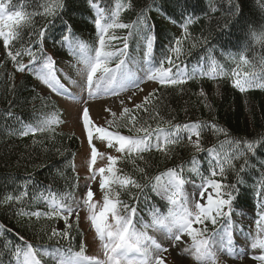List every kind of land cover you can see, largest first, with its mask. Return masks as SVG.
Wrapping results in <instances>:
<instances>
[{"label":"snow or ice","instance_id":"6c2138e0","mask_svg":"<svg viewBox=\"0 0 264 264\" xmlns=\"http://www.w3.org/2000/svg\"><path fill=\"white\" fill-rule=\"evenodd\" d=\"M258 2L264 10V0ZM198 3L199 0H175L174 7L169 9L153 0L137 11L135 0H86L91 13L89 22L95 30L90 44L78 36L70 20L64 19L69 0H18L17 3L0 0V46L4 51V58L0 59L3 76L0 83L8 82L9 93H15V77L20 73L32 76L42 86L32 99L41 100L45 107L51 102L44 90L71 100L79 99L84 105L85 95L99 99L127 94L119 100V114L105 108L111 116L106 121L108 127L95 124L87 106L80 109L89 146L82 178L75 165L69 164L72 177L57 169L46 178L45 184L29 174L11 192L0 194V208L11 210L14 217L26 218L28 222L33 219L63 222V227L49 225L42 230L40 236L50 241L47 246L34 245L24 235L0 223V264H5V256L7 264H166L167 256L162 253L171 255L170 249L191 257L196 264H227L221 260L222 256L241 262L246 257L255 264H264V159L253 163L257 155H264L260 152L264 149V135L251 140L232 137L214 117L208 121H178L171 110L168 116L162 114L166 106L158 88L145 91L149 83H155L165 89L178 88L182 93L189 81L199 83L204 79H228L241 93L264 90V24L245 25V44L235 54L222 51L224 63H221L208 37L201 32L195 38L189 31V26L200 18ZM206 3L208 11L201 9L203 15L218 11L215 0ZM227 3L229 14L240 23L243 15L240 4L235 0ZM153 11L180 29V34L169 40L159 60L154 55L157 35ZM127 12L136 13L132 23L123 22V14ZM37 18L45 23L39 25ZM57 20L61 23L59 34ZM233 27L234 24L225 21L220 34L230 35ZM118 30H127V34L121 36ZM133 39L137 41L135 56L130 51ZM49 40L53 48L66 51L68 67L75 70L78 80L58 67L55 54L46 46ZM198 43L208 46L207 55L189 69L181 59L186 54L185 46L189 45L190 55V49ZM9 65L11 71H6ZM62 80L79 87L80 97ZM198 96L211 112L203 88ZM13 107V101L9 100L7 110L0 114L5 121L15 120L19 125H5L8 137L50 134L54 144L55 126L61 123L55 110L25 122L16 116ZM113 125L126 128L131 134L110 131ZM95 141L117 155L101 152ZM55 151L62 154L58 148ZM181 152H187L188 157H182ZM157 155L172 166L163 170L155 168L152 161ZM98 159L107 163L97 167ZM248 170L255 171L256 177L250 186L254 213L245 231L243 223L235 217L244 219L236 209ZM58 179L64 180L63 191H53ZM94 183L98 184L99 200L95 199ZM156 197L165 202L166 212L152 203ZM100 200L103 203L96 211ZM141 203L148 209L147 218L139 214ZM81 210L87 212L86 219L94 230L103 258L86 255L83 241L78 250H73L72 232L74 222L80 221ZM149 230L159 233L161 238L150 235ZM7 234L15 237V243L6 238ZM238 237H242L239 247Z\"/></svg>","mask_w":264,"mask_h":264},{"label":"trees","instance_id":"16d2710c","mask_svg":"<svg viewBox=\"0 0 264 264\" xmlns=\"http://www.w3.org/2000/svg\"><path fill=\"white\" fill-rule=\"evenodd\" d=\"M18 0H14L17 3ZM153 0H135L137 11L141 6L151 4ZM159 4H164L171 9L174 7L175 0H155ZM242 9V17L240 23H236V17L229 14V5L227 0H215L218 11L209 16L202 14L203 11H208L206 0H199L197 4V16L200 18L194 24L189 26V31L192 36L199 38L201 32L208 37L209 45L214 50L215 56L221 63L224 59L221 52L235 54L239 51L242 45L245 44L244 26L252 23L255 25L264 24V10L261 9L258 0H235ZM90 11L86 4V0H69L68 11L64 19L70 20L76 30L78 36L82 37L88 43H92L95 36L93 25L89 22ZM155 21V31L157 41L155 45V57L157 60L162 58L166 51L165 46L169 40L180 34L179 27H173L161 15L153 11L151 13ZM136 19L135 12H127L123 14V22L132 23ZM225 21L234 24L230 35H221V29ZM37 23L43 25L44 20L37 18ZM61 23L56 21L57 34ZM121 36L127 34V30H118ZM225 41L221 48V44ZM47 48L55 54L57 61L67 58L66 51L58 47L53 48L51 40L47 42ZM119 46V45H118ZM137 41L135 39L130 41V51L132 55H136ZM208 46L197 44L195 48L190 49L189 45L185 46V55L181 58L183 63H187L189 69L197 63L202 57L207 55ZM4 58V51L0 46V59ZM27 63V58L24 60ZM6 71H11L9 65ZM3 79L0 73V80ZM16 91L15 93L8 92V82L5 80L0 83V114L4 113L8 108V101L12 100L14 107L13 112L16 116L21 117L25 122H32L38 116L45 112L55 110L57 116H61L62 108L57 103L56 99L51 94H46L51 102L47 107L44 106L41 100H33L32 97L40 92L37 82L28 74L17 73L15 77ZM36 89L34 92L33 89ZM160 94L163 96V103L166 106L162 109V114L168 116L169 110L171 114L175 115L178 121L187 119H200L208 121L215 118V122L222 128L227 129L232 137L247 138L249 140L264 135V90L253 89L245 93L232 87V83L228 79H217L215 81L204 79L199 83L189 81L184 86V91L181 93L178 88H162L156 85ZM203 88L207 94V102L211 105V112L202 103V98L198 96L200 89ZM187 112V115H185ZM110 117V116H109ZM110 120V118L108 119ZM122 123V122H121ZM9 127H19L15 120L5 121L0 115V194L11 192L18 185L22 184L29 174H33L34 179L48 183L51 175H54L57 169L65 171L68 177L74 174L72 169L68 167L69 164H74V157L78 154L81 146L80 136L70 130H59L55 128L57 133L55 142L49 139L50 134L37 133L35 137L29 136L24 138L8 137L6 135L5 125ZM111 131H119L123 135H130L126 128H116L112 126ZM211 141V138H209ZM36 141L34 144L33 141ZM60 149L59 154L55 149ZM264 153V149L260 150ZM180 155L184 158L188 157L187 152H181ZM264 159V155H257L253 163H258L259 160ZM153 165L159 170H163L166 166H172L171 163L166 164L158 155L153 159ZM130 170V169H126ZM256 177V172L252 170L246 171L244 180L246 184L240 188V199L237 203V211L243 215L251 217L250 211L254 213V203L251 196L250 186ZM232 177L230 176V180ZM65 189L64 180L58 179L53 191ZM127 200L126 196L121 197ZM156 206L161 207L163 212L167 211L165 202L161 201L159 197L152 201ZM43 207V206H41ZM34 210V209H33ZM148 209L143 203L140 204V216L147 218ZM0 223L15 232L24 235L30 242L37 246H47L50 241L47 238H42L40 233L43 229L51 226H56L57 222H49L44 219L28 222L25 218L21 220L13 216L9 209L0 208ZM63 227V226H62ZM245 228V227H244ZM72 235L73 250L79 249V244L83 241V231L78 224L74 223ZM11 238L15 243V237L7 234L6 238ZM65 245L67 242L62 241ZM5 264H7V257H4ZM166 264H171L167 259Z\"/></svg>","mask_w":264,"mask_h":264},{"label":"rangeland","instance_id":"374dc122","mask_svg":"<svg viewBox=\"0 0 264 264\" xmlns=\"http://www.w3.org/2000/svg\"><path fill=\"white\" fill-rule=\"evenodd\" d=\"M68 56L64 60H59L58 62V67L62 68L65 73L70 75L72 79L78 80L79 77L76 75V72L74 69H71L68 67ZM62 82L65 84L66 87H68L73 93L79 98L81 95V89L79 87H76L72 84H70L67 80H62ZM156 84L155 83H149L146 86L145 91H150L151 89L155 88ZM39 91L42 90V86L38 85ZM45 91L46 94H51L57 101V103L60 105L62 108V113L61 116H59V120L61 123L58 126H55L56 129L59 130H70L75 133H77L80 136L81 139V146L78 154L74 157V165L76 168V171H78L81 175V178L85 174L86 170V158L89 154V146L87 143V138L86 134L83 130L82 127V121L80 119V109L83 106H87L90 110V117L91 119L95 122V124L108 127L106 121L110 118L111 116L108 112L105 111V108H112L113 111H116L117 114H119L120 110V103L119 100L121 98H124L127 94L122 93L120 97H110V96H105L101 97L99 99H89L86 95L84 96V99L87 100V104L84 105L82 101L79 99L77 100H71L68 99L67 97L63 96H57L53 93H48L47 90ZM141 97H137L136 102H139V99ZM129 107H132L131 104L128 105ZM110 116V117H109ZM111 131V128L109 129ZM96 146L101 152H108L109 154L112 155H117L114 150L107 149L104 144H101L99 141H95ZM106 160H99L97 161V167L104 166L106 164ZM83 180L81 179V183ZM94 192H96V197L95 199L99 200V188L98 184L94 183L92 185ZM189 191L191 190L190 187L188 189ZM102 200H100V204L98 205L96 211L100 210V206L102 205ZM248 214H253L252 212L248 211ZM87 212L86 210H81L80 212V221L78 223L79 228L83 231V242L85 244V254L88 256H100V258H103L102 253L99 248V243L94 239V233L92 232V228L90 226V222L86 219ZM239 223H243L245 227V231L248 230V226L251 220L250 216H247L244 214V219L241 221L240 217L237 216L235 217ZM75 223V222H74ZM76 224V223H75ZM63 222H57L55 227H62ZM149 234L156 236L157 238H161L159 233L153 232L149 230ZM187 239V238H185ZM242 243V237H238L236 244L237 247L240 246ZM171 255L168 253H162L163 256H167V259L170 261L171 264H196L194 260L191 259V257H184L181 255H178L175 251H172L170 249ZM221 260H226L227 264H255V262L248 260L246 257L241 262L239 259H231L227 256H222Z\"/></svg>","mask_w":264,"mask_h":264}]
</instances>
